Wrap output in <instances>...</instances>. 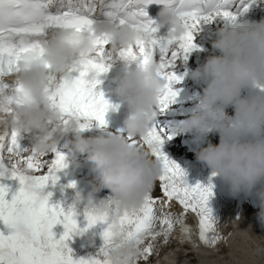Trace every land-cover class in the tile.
<instances>
[{
  "label": "snow or ice",
  "instance_id": "snow-or-ice-1",
  "mask_svg": "<svg viewBox=\"0 0 264 264\" xmlns=\"http://www.w3.org/2000/svg\"><path fill=\"white\" fill-rule=\"evenodd\" d=\"M154 3L177 11L185 27L182 36L175 37L174 29L166 37L158 34L161 26L146 10ZM248 7L247 0H0V180L10 173V178L18 179L20 184L9 199V186L0 182V221L11 229L8 234L0 230V264H116L111 250L128 244L138 248L139 253L122 257V264H151L160 254V246L172 242L177 232L182 243L193 246L200 242L210 248L226 244L220 222L209 207L212 187L188 183L185 171L162 151L167 130L151 124L143 136L128 139L135 146L147 148L161 162L160 195L151 192L142 207L132 210H121L110 197L100 207H87L84 211L89 228L107 225L104 245L97 256L74 259L67 241L81 231L78 213L75 207L65 210L51 204L52 193L46 192L68 166L66 157L56 147L40 153L22 145L25 131L15 126L16 105L25 89L16 76L25 60L44 58L43 42L53 30L87 33L95 38L96 50L87 56L81 51L80 58L73 60L64 73L51 76L46 89L51 108L59 114L60 127L85 131L93 121L106 124L107 113L118 106L105 98L98 85L115 58L129 64H158L160 74L169 81V90L158 105L164 111L179 94L174 85L183 78L177 74V65L187 61L196 47L194 32L201 22H212L217 17L235 22ZM107 19L131 26L140 39L135 45L113 52L108 35L96 32V25ZM83 43L77 42V47L82 48ZM157 54L159 61L155 59ZM46 67L52 68L50 64ZM173 202L182 206V212L173 211ZM188 213L198 217V229L188 223ZM57 224L65 229L60 238L53 231Z\"/></svg>",
  "mask_w": 264,
  "mask_h": 264
},
{
  "label": "clouds",
  "instance_id": "clouds-1",
  "mask_svg": "<svg viewBox=\"0 0 264 264\" xmlns=\"http://www.w3.org/2000/svg\"><path fill=\"white\" fill-rule=\"evenodd\" d=\"M158 17L159 25L170 26L175 37L184 34V24L173 7L164 5ZM96 32L108 35L113 52L135 45L140 39L131 26H121L110 19L98 23ZM77 42H84L82 48L77 47ZM43 43L44 58L25 60L16 76L25 95L16 105L15 126L33 134L31 148L40 153L56 147L58 138L67 131L60 127L59 114L47 100L51 76L64 73L73 60L80 58L81 51L87 56L96 50L93 36L67 30H53ZM212 48L213 54L191 73L193 80H203L206 86L197 111L180 129L198 137L208 133L219 135V143L209 141L196 157L223 178L234 196L255 193L259 197L256 219L264 228V187L257 188L264 185V94H243L245 87L264 86V19L232 22L219 29ZM168 90L169 81L160 74L158 64L138 63L129 67L115 89L131 110L124 122L127 136H86L84 131H77L74 151L87 154L100 173L98 182L93 181L87 207L104 205L107 201L97 202L96 194L107 189L121 210L138 209L155 190L162 172L161 162L147 148L133 145L128 137L138 138L148 131L158 115L160 98ZM229 107L234 110L231 114ZM20 228L25 230L24 225ZM129 253H139V249L133 244L114 248L111 258L122 264V257Z\"/></svg>",
  "mask_w": 264,
  "mask_h": 264
},
{
  "label": "bare ground",
  "instance_id": "bare-ground-1",
  "mask_svg": "<svg viewBox=\"0 0 264 264\" xmlns=\"http://www.w3.org/2000/svg\"><path fill=\"white\" fill-rule=\"evenodd\" d=\"M162 28L167 32L166 26ZM184 65L188 67L187 63H184ZM243 90L248 96L264 94V86H258L256 88L245 87ZM164 116L169 115L166 112ZM186 117L187 116H170L169 118L175 122L170 123L179 129L180 126L185 123L184 120ZM61 139L62 137L60 136L58 140ZM69 139L73 142V145H69L68 148H71L73 151V162L76 171L87 176V178L91 180V186L93 188V181L98 182L100 173L95 164L87 159V154H79L77 151H74L76 136H69ZM66 151L69 150L66 149ZM196 165V172L199 176L204 177L206 181L204 186L212 187L213 195L209 199V207L212 209L213 215L219 220L220 232L226 236L227 242L226 244L222 243L214 248L205 246L203 242H200L198 246H193L190 243H182L180 240V233L177 232L172 242L160 246V254L151 260V264H237V262L240 261H238L240 257H242V260L245 262L244 264H254V261H251L254 255L251 252H253V250L255 251V248L259 247L261 243L264 245V228L260 226L256 219L260 207L251 208L245 193L234 196L222 177L216 175L212 169L204 164L196 163ZM79 186L82 191L79 189V191L71 197L68 202L69 207L63 206L65 210L75 207L78 213L76 219L81 229V231L72 234L67 244L71 250L81 249L83 246L87 247L88 244H96L101 249L104 245L103 232L107 225L101 223L91 228L88 227V221L84 210L87 208V198L92 190L86 185L83 186L82 183H79ZM158 190L160 191L159 187L154 191ZM109 192L110 191L107 189H104L96 194L97 202H99L100 199H108L111 195ZM154 194L157 196L160 195ZM173 211L177 213L182 212V206L177 202H173ZM237 217L239 219H236ZM187 220L193 229H198V217H196L195 214L188 213ZM259 226L260 228H258ZM259 229L261 230L259 231ZM53 231L61 236L65 231L63 224H57L53 228ZM86 239H89V241L87 242ZM247 241L253 244L252 248H247ZM226 249L233 252L234 255L232 258L228 257L225 253ZM189 251L194 254L196 253L197 257L194 256L195 260L190 256ZM188 256L191 258H188Z\"/></svg>",
  "mask_w": 264,
  "mask_h": 264
},
{
  "label": "rangeland",
  "instance_id": "rangeland-1",
  "mask_svg": "<svg viewBox=\"0 0 264 264\" xmlns=\"http://www.w3.org/2000/svg\"><path fill=\"white\" fill-rule=\"evenodd\" d=\"M243 94L245 96H248L244 92H243ZM228 111H229L230 114L234 112L233 108H228ZM195 112L196 111H192V113H190V114L188 113L186 115H182V116H187L186 119L184 120V122H186L193 114H195ZM176 125L180 126L178 124H176ZM209 141H211L212 143H219V135L218 134H213V133H208V134H202V135H200L198 137V136H196V135H194L192 133H187V132H184V131L181 130V133L177 137H175L174 139L171 140V145H172V147L175 150L185 154L186 156H188L190 158H193L195 162L201 163V162L198 161V159L196 157V153L202 147L207 146V143ZM157 187H159V182L157 183L155 189H157ZM261 187H264V185H257L258 189L261 188ZM154 193L160 194V191L159 190L158 191H154ZM245 195H246L247 201L251 205V208L260 207V199L255 193H253L252 195H247V194H245ZM258 228H260V226ZM260 230L261 229H259V231ZM259 237H260V235H259ZM252 245L253 244L250 243V241L249 242L247 241V244H246L247 248L248 247L252 248ZM263 247H264V245L261 243V245H259V247L255 248V251L253 250V252H251L254 255L253 259L251 260L252 262L254 261V264H259V263L263 264L264 263V249H263ZM256 249H257V251H256ZM225 253L230 258H232L233 255H234L233 252L229 251L228 249L225 250ZM255 253H257V254H255ZM190 256H192L193 259H194V256L197 257L196 253L194 254V253H191V252H190ZM190 256H188V258H191ZM255 258H257V259H255ZM238 261L239 262H237V264H244L245 263L242 260V257L238 258Z\"/></svg>",
  "mask_w": 264,
  "mask_h": 264
}]
</instances>
